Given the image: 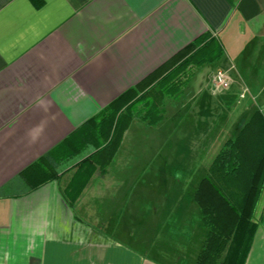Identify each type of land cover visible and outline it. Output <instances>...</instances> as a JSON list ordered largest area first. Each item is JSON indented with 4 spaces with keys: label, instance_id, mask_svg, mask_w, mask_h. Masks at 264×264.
Masks as SVG:
<instances>
[{
    "label": "crops",
    "instance_id": "0c3cea01",
    "mask_svg": "<svg viewBox=\"0 0 264 264\" xmlns=\"http://www.w3.org/2000/svg\"><path fill=\"white\" fill-rule=\"evenodd\" d=\"M205 34L222 59L165 100L163 121L134 120L77 201L78 172L32 181L46 157L84 160L86 124ZM219 70L232 80L223 95L212 92ZM201 108L208 173L240 124L264 116V0H0V264H195L191 196L143 191L162 152L188 148ZM225 118L240 127L226 135ZM255 219L245 264H264V193Z\"/></svg>",
    "mask_w": 264,
    "mask_h": 264
},
{
    "label": "trees",
    "instance_id": "16d2710c",
    "mask_svg": "<svg viewBox=\"0 0 264 264\" xmlns=\"http://www.w3.org/2000/svg\"><path fill=\"white\" fill-rule=\"evenodd\" d=\"M223 56V47L216 38L202 35L142 86L129 89L92 118L76 136L80 145H89L92 152L74 164L78 178L68 187L72 200L77 199L78 188L85 187L98 168L105 169L111 163L134 120L150 126L163 121L165 100L180 94L199 68ZM55 161L58 163L59 158L46 157L27 170L34 173L32 181L39 182L36 185L58 178ZM27 172L22 174L25 179ZM263 193L264 116L257 111L238 136L224 144L195 192L194 200L207 230L195 264L246 263L258 228L255 216Z\"/></svg>",
    "mask_w": 264,
    "mask_h": 264
},
{
    "label": "rangeland",
    "instance_id": "374dc122",
    "mask_svg": "<svg viewBox=\"0 0 264 264\" xmlns=\"http://www.w3.org/2000/svg\"><path fill=\"white\" fill-rule=\"evenodd\" d=\"M213 66L212 68H214ZM193 78L191 80H193ZM212 81H213L212 82V85H213L212 92H214L216 95H221L222 92H216L215 90H213L214 89V77ZM185 89H187V87H185ZM189 92L190 91H188L187 94L185 93L186 94L185 96L189 95ZM200 112H201L200 113L201 115H197V119L200 118V122L199 124L198 123L195 124V127L198 129L196 130L194 127L192 134L190 136V139H185L184 141V144H189L188 148H186L185 150H179L177 148H174V149L169 150V152H167L166 154L162 152L161 156H159L158 166L155 167V169L152 171V176L150 175L147 177V180L150 183H152V185L150 184L146 185L143 191V194L148 195V196L152 194L153 196L161 197L164 195H168V196H174L175 198L181 197L182 195L191 196L190 199L192 200V203H191L190 210L191 212L194 213V215L195 214L197 215V217L192 216L191 218V222L193 223L192 227H197V229H195V234H193L191 238L192 243L194 242L193 248L195 249H199V248L202 249V246H203L202 244H204L207 238V236H204L205 234L202 232L203 230L202 229L203 224H201L202 218H201V222H199L200 220L199 215L201 216V212H200L198 204L194 200V195L199 186V183L201 182L202 178H204L207 174L205 173V170H203L204 168L202 169V161L204 159L202 156V146L198 147L197 149L195 148L199 144L202 145V108ZM226 121L227 120L225 118V122L222 123L221 120L219 119L218 125L224 126L226 135H228L236 129L238 124L236 125L232 121L231 122L229 121L226 122ZM241 125L243 126L244 123L240 124V126ZM240 126L238 125L237 128H239ZM199 129H200V133L198 131ZM160 141H163V140H160ZM180 151H182V153H180ZM77 170L78 169H74V166L72 164L58 166L57 176L60 177V174L65 175V174L73 172L69 174L67 177L68 179H70V177L73 178L76 175ZM100 171H101L100 173H103L105 169H102ZM76 179L70 183L71 187L73 186L72 184L76 181ZM90 181L91 179L89 180V183ZM89 183L83 188H78L79 193L76 196L77 199L75 201H77L82 196V194L86 191L87 187L89 186ZM73 193H76V192L73 191ZM160 205L161 204H159V206ZM95 222L100 223V226H101V220L96 219ZM204 230L206 229L204 228ZM205 232H207V230ZM200 252L201 250L199 251V254Z\"/></svg>",
    "mask_w": 264,
    "mask_h": 264
},
{
    "label": "built area",
    "instance_id": "2783aa9c",
    "mask_svg": "<svg viewBox=\"0 0 264 264\" xmlns=\"http://www.w3.org/2000/svg\"><path fill=\"white\" fill-rule=\"evenodd\" d=\"M232 85L230 76L223 70H219L214 75V90L223 92L228 90Z\"/></svg>",
    "mask_w": 264,
    "mask_h": 264
}]
</instances>
